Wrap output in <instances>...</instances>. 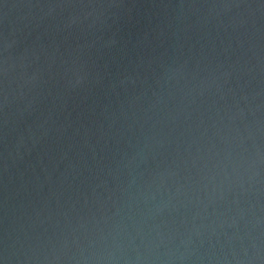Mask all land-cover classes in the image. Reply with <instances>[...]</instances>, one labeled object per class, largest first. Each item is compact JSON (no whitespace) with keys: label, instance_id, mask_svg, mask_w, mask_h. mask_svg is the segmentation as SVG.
<instances>
[{"label":"water","instance_id":"95a60500","mask_svg":"<svg viewBox=\"0 0 264 264\" xmlns=\"http://www.w3.org/2000/svg\"><path fill=\"white\" fill-rule=\"evenodd\" d=\"M0 264H264V0H0Z\"/></svg>","mask_w":264,"mask_h":264}]
</instances>
